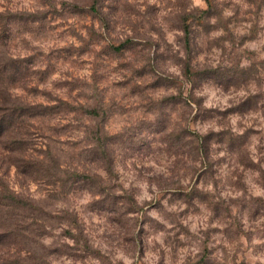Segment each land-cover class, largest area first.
<instances>
[{"label":"rangeland","instance_id":"rangeland-1","mask_svg":"<svg viewBox=\"0 0 264 264\" xmlns=\"http://www.w3.org/2000/svg\"><path fill=\"white\" fill-rule=\"evenodd\" d=\"M1 124L0 264H264V0H0Z\"/></svg>","mask_w":264,"mask_h":264},{"label":"trees","instance_id":"trees-1","mask_svg":"<svg viewBox=\"0 0 264 264\" xmlns=\"http://www.w3.org/2000/svg\"><path fill=\"white\" fill-rule=\"evenodd\" d=\"M206 1V0H205ZM184 35H185V38H186V44H188V29H187V27H185L184 28ZM2 84V83H1ZM3 124H1L0 125V137H2L3 135H4V131H3V129H2V126ZM200 138L201 137H195V139H196V141H197V146H196V148H197V152L198 151H200V149L202 148V146H201V144H200V142H199V140H200ZM14 202H15V204L16 205H19L20 203L22 204L21 206H23V207H25L26 205H25V203H24V201H21V200H17V199H14Z\"/></svg>","mask_w":264,"mask_h":264}]
</instances>
